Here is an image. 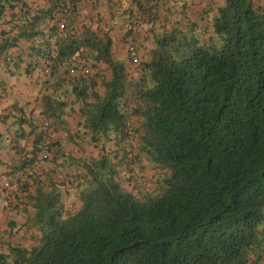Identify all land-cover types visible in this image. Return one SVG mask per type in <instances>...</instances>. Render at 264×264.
Segmentation results:
<instances>
[{
    "label": "trees",
    "instance_id": "trees-1",
    "mask_svg": "<svg viewBox=\"0 0 264 264\" xmlns=\"http://www.w3.org/2000/svg\"><path fill=\"white\" fill-rule=\"evenodd\" d=\"M167 2L0 0V61L36 77L41 110L0 114L17 127L0 205L25 219L0 223V264H264V0H222L202 24ZM64 111L95 151L46 184Z\"/></svg>",
    "mask_w": 264,
    "mask_h": 264
},
{
    "label": "crops",
    "instance_id": "crops-1",
    "mask_svg": "<svg viewBox=\"0 0 264 264\" xmlns=\"http://www.w3.org/2000/svg\"><path fill=\"white\" fill-rule=\"evenodd\" d=\"M183 3L186 4V10L187 17L190 19H194L199 24H202V18L206 16L204 14V10L213 9L215 8V5L218 6L221 4L222 0H181ZM26 2L29 4V6L34 7L41 3V0H26ZM116 2V0H115ZM117 2L124 7V10L127 8H131L132 10L135 9V5L133 3V0H117ZM165 5H172L171 3L167 2V0H164ZM167 3V4H166ZM176 5V4H175ZM82 11H84L87 14H91L92 10L88 8V4L82 5ZM106 7V4H101L99 7L97 6L95 9L102 14V17L104 20L108 19L107 12L104 11ZM176 7V6H175ZM177 10H181V7H176ZM168 12V13H167ZM162 13V14H161ZM161 14V15H160ZM160 17L162 19V22L166 25H169L168 20H170V23L173 22L178 17H181V13H177L176 16H171L169 14V11L161 9L160 11ZM9 16V13H7ZM7 16V17H8ZM128 18V15H124V19ZM185 17V19H187ZM166 18L167 21H166ZM159 24V23H158ZM5 26V24H4ZM1 27V26H0ZM119 36V35H118ZM140 36H146L148 38H151V34L149 32H141ZM150 40V39H149ZM118 43V42H117ZM151 47V46H150ZM37 76V75H36ZM36 77L32 79H28L25 77V74L22 71L16 72L15 74H8L4 67L2 62L0 61V114L5 115L6 111L10 109L14 105H18L23 108V116L28 119L26 124H30V122H35L40 117V102L38 100V95L40 94V88L37 84ZM62 115V124H56V133H55V140L60 141V157L58 158L57 164L49 163V174L44 175L47 182L49 183L50 180H56L57 177H60L62 174H64V168L68 164L70 158H73L75 160H72V163H77L78 159L83 157V154L81 153L82 149H86L85 155H88V153L91 151H95L94 145H91L89 143L88 137L84 138L83 140L80 139L78 136V131H80L81 135H83V130L78 128L76 124H74L73 119H77V116L68 117L67 113L60 112ZM26 124H24V127H26ZM13 120H6L5 122L0 123V132L3 134L2 139L0 140V173L6 174L7 169L10 166V162L13 159V146H14V140H15V132L17 127L12 126ZM29 129L28 127H26ZM62 128V129H61ZM74 135V136H71ZM94 157L96 156L95 152H93ZM64 167V168H63ZM58 168H62L60 172H58ZM47 171V172H48ZM68 189L71 187L66 186ZM30 192H32V189H30ZM65 198H67L68 201L74 200L75 196L73 197V194L70 193L69 190H66ZM72 196V198H71ZM4 206H7V204L4 203ZM33 216V212H31V215ZM19 221L23 222L25 219L22 217V215L19 213L11 212L10 210H5V208L0 205V223H1V230L5 231V222L7 221ZM20 227V226H19ZM17 230V229H16ZM16 230L14 232H16ZM17 238V237H15Z\"/></svg>",
    "mask_w": 264,
    "mask_h": 264
},
{
    "label": "built area",
    "instance_id": "built-area-1",
    "mask_svg": "<svg viewBox=\"0 0 264 264\" xmlns=\"http://www.w3.org/2000/svg\"><path fill=\"white\" fill-rule=\"evenodd\" d=\"M0 25L4 26V22L1 21ZM4 28L6 30H8L11 28V25L10 24L5 25ZM134 54H135V52L132 53V55H134ZM45 126L49 127L47 123H45ZM50 132L48 131L42 140V145L40 147L38 159L36 160V162L33 165H31L30 167L25 169V171H24L25 175H32V174L36 173L37 170H39L40 168H42L46 164V161L48 160V158L50 156V151H51L50 146H51V142L53 140ZM1 182H3V181H1ZM8 185H9L8 182L4 183V186L6 188L8 187Z\"/></svg>",
    "mask_w": 264,
    "mask_h": 264
},
{
    "label": "rangeland",
    "instance_id": "rangeland-1",
    "mask_svg": "<svg viewBox=\"0 0 264 264\" xmlns=\"http://www.w3.org/2000/svg\"><path fill=\"white\" fill-rule=\"evenodd\" d=\"M144 162V161H143ZM68 163V167L69 166H71V167H73L74 165H75V163H72L71 161H68L67 162ZM145 163V162H144ZM147 164V163H146ZM149 167V166H148ZM109 169V167H107V169L106 170H108ZM61 170V169H60ZM75 170V169H74ZM151 171V169H145V170H140V169H137V172H138V175L139 176H141L140 178H139V182L140 183H142V184H147V177L148 176H152L153 177V173L152 172H150ZM42 179H43V181L46 183V179H45V177L43 176L42 177ZM48 183V182H47ZM132 185H130V183L129 182H127L126 181V187H131ZM132 188V187H131ZM69 191H70V193L71 194H73V197L76 195V191H75V189H73V188H69L68 189ZM71 198H72V196H71Z\"/></svg>",
    "mask_w": 264,
    "mask_h": 264
}]
</instances>
